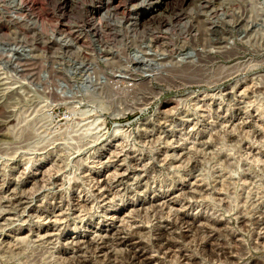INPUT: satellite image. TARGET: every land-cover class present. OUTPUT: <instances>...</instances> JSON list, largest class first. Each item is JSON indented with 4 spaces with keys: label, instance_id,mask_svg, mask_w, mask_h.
<instances>
[{
    "label": "rangeland",
    "instance_id": "1",
    "mask_svg": "<svg viewBox=\"0 0 264 264\" xmlns=\"http://www.w3.org/2000/svg\"><path fill=\"white\" fill-rule=\"evenodd\" d=\"M0 42V264H264V0H0Z\"/></svg>",
    "mask_w": 264,
    "mask_h": 264
},
{
    "label": "bare ground",
    "instance_id": "2",
    "mask_svg": "<svg viewBox=\"0 0 264 264\" xmlns=\"http://www.w3.org/2000/svg\"><path fill=\"white\" fill-rule=\"evenodd\" d=\"M159 6H160V3H156V4H151V7H150V9L147 11V13H146V15L144 16V20L146 21V20H153V19H156V17H157V15L158 14H156L157 12H159ZM115 7H116V5H115ZM11 18V17H10ZM19 18V17H18ZM22 18V17H21ZM11 20V19H10ZM14 23V22H13ZM15 24V23H14ZM1 43V42H0ZM8 43V42H7ZM15 47V46H14ZM15 48H13V50H14ZM17 49H18V47H17ZM20 49V48H19ZM13 50H11V51H13ZM20 50H22L21 52H25L23 49H20ZM15 53V52H14ZM13 53V54H14ZM8 54H9V52H8ZM1 55V54H0ZM11 54H9V55H6V58L7 59H9V58H11ZM136 60V59H135ZM145 60V59H144ZM143 60V61H144ZM150 75V74H149ZM152 75V74H151ZM149 76V77H152V76ZM113 85H116V84H113ZM117 86V85H116ZM115 86V87H116ZM60 92V91H59ZM67 93V92H66ZM74 108V107H73ZM77 110V109H76ZM10 111V110H9ZM52 111V108L47 112L48 113V118H49V120L52 118V115H51V112ZM80 111V110H79ZM90 111L91 110H85V111H83L84 113H83V115H80L81 117L83 116H88V114H90ZM82 112V111H81ZM4 113H6V112H4ZM77 111H76V116H77ZM79 115V114H78ZM4 117H3V119L2 120H0V133H2L3 131H5V130H3V129H9L10 127H12L13 125H14V123H15V118H14V115H13V113H11V112H8V113H6L5 115H3ZM80 121V120H79ZM77 122L75 125H72V127H71V133L73 132V133H77V132H81V134L83 135V137H89L88 135H90V133H92V132H94V131H99V130H105L104 128H103V125H102V122H103V120L100 118V117H96V118H94V119H92V120H88V119H86V120H81L80 122ZM71 125V124H70ZM74 128H76L74 131H73V129ZM77 128H78V130H77ZM3 130V131H2ZM115 131V134H114V138H122V139H126L127 138V133L129 132L128 131V129H123L121 126H119V125H117L116 126V128L114 129ZM2 131V132H1ZM66 134H67V132H66ZM80 134V135H81ZM92 134H94V133H92ZM129 134V133H128ZM2 135H6L5 133H3ZM81 135V136H82ZM222 136V135H221ZM218 137V136H217ZM0 138H1V135H0ZM7 138V137H6ZM225 138V137H224ZM224 138H218L217 139V141H218V143L217 144H219V151H223L224 149H227L226 147H225V141H224ZM2 139V138H1ZM0 139V140H1ZM245 139V138H244ZM2 141V140H1ZM227 142V141H226ZM254 142V141H253ZM235 145V144H234ZM233 145V146H234ZM218 146V145H217ZM235 147H237V146H235ZM234 147V148H235ZM25 149V148H24ZM71 149V148H70ZM217 149V148H216ZM68 152L70 151L69 150V147H68V150H67ZM230 151V150H229ZM236 151V150H235ZM218 152V151H217ZM67 153V152H66ZM236 153V152H235ZM72 154V153H71ZM71 154H70V152H69V154H67L66 155V158H68L69 156H71ZM237 154V153H236ZM216 155V154H215ZM232 155V154H231ZM250 155V154H249ZM248 156V155H247ZM247 156H246V159L245 160H249L250 158H247ZM255 156V155H254ZM253 156V157H254ZM60 157V156H59ZM65 157V156H64ZM252 157V162L254 163V162H257V161H259V159H257V158H253ZM256 157V156H255ZM63 158V157H62ZM213 161H217V159H216V157H214V158H211L210 160H209V162H213ZM242 160L240 159V158H235V154H233L232 155V158L230 159V163L229 164H226V168H223V170L224 171H226L229 175H232V173L233 172H235V170L237 169V167L239 168V164L238 163H240ZM29 163H30V161H28ZM209 162H205L204 161V163L202 164V168H200L201 170L200 171H202L204 174H205V176L207 177V175H209L210 174V172H211V168L212 167H210V168H207L208 166H209ZM84 163V162H83ZM82 164V163H81ZM208 164V166L206 167V165ZM220 164V163H219ZM83 165V164H82ZM210 165H211V163H210ZM64 166V165H63ZM68 165L66 164V166L65 167H67ZM46 169V168H45ZM74 169V168H73ZM47 170V169H46ZM222 170V169H221ZM23 172V171H22ZM24 172H25V170H24ZM23 172V173H24ZM27 172V171H26ZM45 172V171H44ZM43 171L42 172H39L40 173V181L36 184V187H32V190H33V192H35V191H37V190H40L41 188H43L44 186H46V185H53V184H55L56 182H60L61 184V186L65 183V181L67 182V184L68 185H70L69 184V181L71 182V181H74V179L75 178H71L70 177V174H68L67 175V177H62L61 179H59V180H57V181H54L53 179H52V176L51 175H49V174H45ZM176 172V171H175ZM21 173V172H20ZM22 173V174H23ZM49 173V172H48ZM24 175V174H23ZM105 174H101V173H98L97 174V177L95 178V179H90V181H89V184H91L92 182H93V180L95 181V183H94V185H92V187H96V189L97 190H99V191H101L102 192V194H106V196L108 195V194H112V193H105L104 192V190L106 189V188H108V186H110L111 185V182H112V179L115 177V175H113V174H109V175H107V177L106 176H104ZM5 177V176H4ZM5 181V180H4ZM88 181V180H87ZM24 183V182H23ZM15 184V183H14ZM160 184V183H159ZM27 185L28 184H24V187H27ZM74 185H75V183H74ZM83 185V184H82ZM32 186V185H31ZM16 186H14V188H15ZM47 187V186H46ZM14 188L12 189L13 191H14ZM29 188V187H28ZM27 188V189H28ZM16 189H17V187H16ZM25 189V188H24ZM30 189H31V187H30ZM29 189V190H30ZM31 190V191H32ZM81 190H82V192L83 191H85V189L83 188H81ZM17 192V191H16ZM15 192V193H16ZM29 192V191H28ZM20 193V195L17 197L18 198V200H16V201H18V202H14V201H9L8 199V207H6V208H3V207H1L0 206V212L1 213H4V212H15L16 210H17V204L18 203H20V200L21 199H27V198H29L31 195H32V193L30 192V194H26V191L25 190H23V191H21V192H19ZM115 195V194H114ZM47 198H48V196H46ZM63 197H64V195H63ZM0 198H2V196L0 195ZM13 198H14V200L16 199L15 198V195H13ZM66 198V197H65ZM88 196L86 197V199H84V197H82L81 196V193H78L77 194V196H75V200L78 202V201H80V202H78V207H80V209H83V210H85L86 209V203L88 202ZM73 199V198H72ZM90 199V198H89ZM121 199H122V197H121ZM245 199H247V198H245ZM112 200V199H111ZM63 200L61 199V203H63L62 202ZM113 201V200H112ZM46 203H48L47 201H46ZM45 205V204H44ZM93 206H94V202H91V207H90V209L89 210H91L92 208H93ZM111 206V205H110ZM45 207V206H44ZM47 208H48V205H47ZM42 209L44 210V208L42 207ZM60 210L62 209V208H59ZM23 211H25V209H23L22 210V212ZM21 212V213H22ZM16 213V212H15ZM24 213V212H23ZM19 214V213H18ZM18 214H16L17 216H18ZM32 214H36V209H34L33 211H32ZM15 218H16V216H14ZM38 217V216H37ZM41 217V215H39V217L38 218H40ZM6 223V222H5ZM1 228V227H0ZM2 229V228H1ZM17 245H19L20 246V255L22 256H24V255H26L25 253L26 252H28V251H31V246H30V241H28V240H25V239H21L20 241H19V243L17 244ZM19 248V247H18ZM19 250V249H18ZM54 250V249H53ZM53 250H49L48 252H46L47 253V256H50L52 259H54L53 260V263H56L57 262V260L53 257ZM56 252V251H55ZM63 252V251H62ZM11 254H12V252H11ZM18 255H19V253H18ZM19 255V256H20ZM46 254H44V253H42L40 256H38L37 258H34V259H32L31 261H30V264H43V261H44V259L43 258H45L46 256H45ZM16 256H17V254H16ZM67 263V262H66ZM60 264H65V263H60ZM72 264H73V262H72Z\"/></svg>",
    "mask_w": 264,
    "mask_h": 264
},
{
    "label": "water",
    "instance_id": "3",
    "mask_svg": "<svg viewBox=\"0 0 264 264\" xmlns=\"http://www.w3.org/2000/svg\"><path fill=\"white\" fill-rule=\"evenodd\" d=\"M146 119H147V117H145V118L141 119L140 121H138L137 125H138V124H140L141 122H144V121H146Z\"/></svg>",
    "mask_w": 264,
    "mask_h": 264
}]
</instances>
